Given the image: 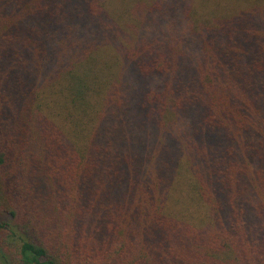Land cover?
<instances>
[{
    "label": "trees",
    "instance_id": "obj_1",
    "mask_svg": "<svg viewBox=\"0 0 264 264\" xmlns=\"http://www.w3.org/2000/svg\"><path fill=\"white\" fill-rule=\"evenodd\" d=\"M0 264H264V0H0Z\"/></svg>",
    "mask_w": 264,
    "mask_h": 264
},
{
    "label": "rangeland",
    "instance_id": "obj_2",
    "mask_svg": "<svg viewBox=\"0 0 264 264\" xmlns=\"http://www.w3.org/2000/svg\"><path fill=\"white\" fill-rule=\"evenodd\" d=\"M201 214V212H199Z\"/></svg>",
    "mask_w": 264,
    "mask_h": 264
}]
</instances>
